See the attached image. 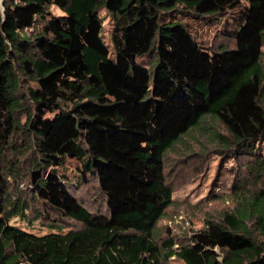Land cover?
<instances>
[{
    "label": "trees",
    "instance_id": "1",
    "mask_svg": "<svg viewBox=\"0 0 264 264\" xmlns=\"http://www.w3.org/2000/svg\"><path fill=\"white\" fill-rule=\"evenodd\" d=\"M245 1L2 0L0 264H264V0ZM188 16L233 46L196 39ZM192 132L239 173L232 207L174 247L154 236L165 157ZM90 177L105 213L71 191ZM33 210L49 232L11 222Z\"/></svg>",
    "mask_w": 264,
    "mask_h": 264
},
{
    "label": "rangeland",
    "instance_id": "2",
    "mask_svg": "<svg viewBox=\"0 0 264 264\" xmlns=\"http://www.w3.org/2000/svg\"><path fill=\"white\" fill-rule=\"evenodd\" d=\"M243 2L246 1L243 0ZM1 3L2 0H0V12H2ZM51 10L54 14L61 13L56 7H51ZM100 15L103 19V37L110 44L111 20L103 10ZM233 20L234 18L230 17L226 24H230ZM184 21L195 38L201 42L211 43L215 48L220 43L229 47L234 44L232 39L223 37L222 33L217 34L215 24H211L207 17L194 19L188 16ZM262 50L264 51V45ZM223 133H225L224 130ZM186 140V143L176 145L165 157L164 175L172 190L173 204L158 222L154 233L158 243L168 237L175 239L174 247L187 241L194 232L205 227L207 218H216L232 207V183L235 178H238L239 173L238 167L235 168L236 162L234 163L230 156L220 157L217 147L213 146L208 138L192 132ZM260 149L264 153V141ZM76 165L74 160H67L65 169L72 182L76 181ZM23 185L25 183H21L20 187H24ZM71 191L88 211L106 212L105 197L98 188L96 178L90 177L88 183L72 188ZM34 215L33 210L29 213L30 221L15 217L11 222L37 234L49 232L51 229L46 221L34 219ZM51 217L54 219L53 224L57 223L64 229L79 226L77 222L70 219L60 221L56 215ZM166 264L184 263L170 257Z\"/></svg>",
    "mask_w": 264,
    "mask_h": 264
},
{
    "label": "water",
    "instance_id": "3",
    "mask_svg": "<svg viewBox=\"0 0 264 264\" xmlns=\"http://www.w3.org/2000/svg\"><path fill=\"white\" fill-rule=\"evenodd\" d=\"M2 11H3V9H2Z\"/></svg>",
    "mask_w": 264,
    "mask_h": 264
}]
</instances>
